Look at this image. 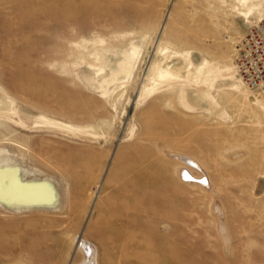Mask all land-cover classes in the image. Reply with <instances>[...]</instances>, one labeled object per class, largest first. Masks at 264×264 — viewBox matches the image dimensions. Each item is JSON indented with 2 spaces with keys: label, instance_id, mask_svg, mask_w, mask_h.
Returning <instances> with one entry per match:
<instances>
[{
  "label": "rangeland",
  "instance_id": "1",
  "mask_svg": "<svg viewBox=\"0 0 264 264\" xmlns=\"http://www.w3.org/2000/svg\"><path fill=\"white\" fill-rule=\"evenodd\" d=\"M219 2L0 0V177L30 202L0 199V264H264V97L138 102L154 64L233 69L251 26ZM100 40L140 46L111 100L67 74Z\"/></svg>",
  "mask_w": 264,
  "mask_h": 264
},
{
  "label": "bare ground",
  "instance_id": "2",
  "mask_svg": "<svg viewBox=\"0 0 264 264\" xmlns=\"http://www.w3.org/2000/svg\"><path fill=\"white\" fill-rule=\"evenodd\" d=\"M219 1L225 7L227 13L237 18L236 20L242 21L244 25L254 26L264 19V0ZM81 48L86 52V55L84 52L79 51L77 56L67 63V74L73 80L81 83V86L83 85L97 91L102 98L111 100L122 85L126 84L129 79L132 81L133 77H135V58L140 52L138 43L130 41L127 46L116 48L112 45H106L103 40H100L91 45H83ZM183 58L188 62V66L194 69V72H190L186 65L183 68L177 69L170 66L161 73L160 70L162 71V68L154 64L156 67H151L149 75L141 86L138 102L141 103L149 98L156 97L163 100L167 106L176 103L187 112L215 114L218 108L217 99L221 95L224 93H239L237 86L233 83L234 78L238 81L241 88L246 89V91L249 90L251 94L256 93L248 89L240 81L234 69V64L233 69L231 67L218 68L217 73L212 75L203 72L201 66L194 67L188 56ZM82 65H86L87 70L77 71L76 69ZM83 72L85 73V77L82 75ZM127 101H129V97ZM252 105L264 114V100H255ZM11 114H16V112H11ZM51 125L57 128L62 127L61 124L56 122H52ZM65 128L69 131H74L71 127ZM74 132L90 133L78 128ZM176 157L179 160L178 162L184 160L197 166L194 161L192 162L188 158ZM178 169V177L180 175L184 177L188 176L184 171L178 174L180 172ZM54 189L55 185L49 183V186H45L41 189V192L42 194H46L54 191ZM27 195L26 190L20 189L16 186L15 182L10 181L9 175L4 174L0 177L1 200L6 202L8 198H15L21 200L23 205L26 206L30 203L27 200ZM85 246L84 244L83 247L86 248ZM86 251L89 253L88 246Z\"/></svg>",
  "mask_w": 264,
  "mask_h": 264
},
{
  "label": "built area",
  "instance_id": "3",
  "mask_svg": "<svg viewBox=\"0 0 264 264\" xmlns=\"http://www.w3.org/2000/svg\"><path fill=\"white\" fill-rule=\"evenodd\" d=\"M234 69L248 89L264 97V19L249 28L237 47Z\"/></svg>",
  "mask_w": 264,
  "mask_h": 264
}]
</instances>
